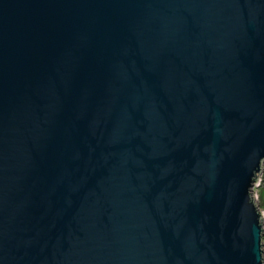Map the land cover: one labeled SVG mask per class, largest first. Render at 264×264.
I'll list each match as a JSON object with an SVG mask.
<instances>
[{
  "label": "water",
  "instance_id": "95a60500",
  "mask_svg": "<svg viewBox=\"0 0 264 264\" xmlns=\"http://www.w3.org/2000/svg\"><path fill=\"white\" fill-rule=\"evenodd\" d=\"M264 0H0V264H264Z\"/></svg>",
  "mask_w": 264,
  "mask_h": 264
},
{
  "label": "rangeland",
  "instance_id": "374dc122",
  "mask_svg": "<svg viewBox=\"0 0 264 264\" xmlns=\"http://www.w3.org/2000/svg\"><path fill=\"white\" fill-rule=\"evenodd\" d=\"M262 170L258 175V181L254 185L252 189V196H254V201L257 204L259 210L262 214V223L264 227V163L262 165ZM262 255L264 258V233H263V239H262ZM264 263V260H263Z\"/></svg>",
  "mask_w": 264,
  "mask_h": 264
}]
</instances>
